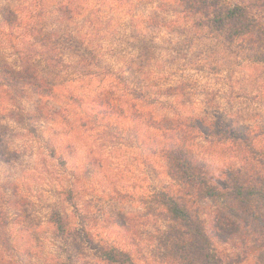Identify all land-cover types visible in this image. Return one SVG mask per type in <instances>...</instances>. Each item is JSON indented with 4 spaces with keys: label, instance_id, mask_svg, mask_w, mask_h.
Listing matches in <instances>:
<instances>
[{
    "label": "rangeland",
    "instance_id": "374dc122",
    "mask_svg": "<svg viewBox=\"0 0 264 264\" xmlns=\"http://www.w3.org/2000/svg\"><path fill=\"white\" fill-rule=\"evenodd\" d=\"M235 3L0 0V65L19 79L32 65L41 83L0 91V264H115L102 256L114 249L178 264L157 201L178 186L148 119H203L175 137L219 173L232 161L227 127L264 147V40L230 38L212 20ZM199 205L210 233L213 208Z\"/></svg>",
    "mask_w": 264,
    "mask_h": 264
},
{
    "label": "trees",
    "instance_id": "16d2710c",
    "mask_svg": "<svg viewBox=\"0 0 264 264\" xmlns=\"http://www.w3.org/2000/svg\"><path fill=\"white\" fill-rule=\"evenodd\" d=\"M227 9L225 13H215L212 20L226 29L230 38L259 35L264 40V0H238ZM6 26L13 34V21ZM32 68V65L23 68L25 77L19 79L17 75L21 72L14 66L0 65V91L9 94L16 87L21 91L39 88L41 83L30 76ZM17 79L21 80V86L16 84L20 82ZM194 119L188 117L180 125L169 118L160 122L148 119L150 129L158 131L164 139L160 152L170 178L178 186V189L163 188L157 194V201L173 221L170 231L165 232L169 242L172 241L165 244V254L174 257L178 264H264V147L256 145L245 128L227 127L223 132L230 136L227 145L232 161L219 173L206 166V161L196 156L184 139L175 137L176 133L182 134V125L183 130L196 124L200 129L203 119ZM200 202H209L213 208L210 233ZM62 221L57 222L60 228ZM214 238L234 243L239 253L234 257L221 255L214 246ZM102 256L111 263L133 264L127 253L117 249L105 251Z\"/></svg>",
    "mask_w": 264,
    "mask_h": 264
}]
</instances>
